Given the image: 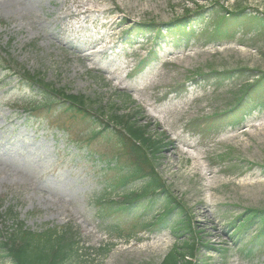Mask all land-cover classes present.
Segmentation results:
<instances>
[{"label": "rangeland", "instance_id": "374dc122", "mask_svg": "<svg viewBox=\"0 0 264 264\" xmlns=\"http://www.w3.org/2000/svg\"><path fill=\"white\" fill-rule=\"evenodd\" d=\"M213 7L264 15V0H0L4 208L13 206L34 231L73 225L93 264H159L172 249L187 251L184 243L193 242L186 230L172 232L177 212L169 216L167 229L142 228L155 219L165 196L154 210L145 211V198L130 210L105 215L97 200L108 183L125 175L132 160L121 154L115 134L103 130L101 118H84L64 99L54 100L39 118L30 116L42 89L28 77L40 74L66 94L86 97L95 112L90 117L104 116L112 106L119 114L138 111L134 120L162 145L155 168L198 232L196 264H264V248L249 259L242 251L248 233L234 234L243 213L264 209V108L253 109L237 127L223 128L217 118L264 73V30L246 28L234 41L212 43L207 34L214 23L203 21L196 31L204 35L182 41L181 47L163 31V24L187 10ZM150 21L152 27L142 25ZM153 51L155 62L135 74ZM226 71L235 75H217ZM94 131L99 134L92 136ZM175 142L174 155H166ZM132 186L138 189L140 182ZM6 216L0 222L10 229L14 220ZM114 225L139 239L109 233ZM257 230L254 223L250 233ZM104 247L109 248L106 257Z\"/></svg>", "mask_w": 264, "mask_h": 264}, {"label": "trees", "instance_id": "16d2710c", "mask_svg": "<svg viewBox=\"0 0 264 264\" xmlns=\"http://www.w3.org/2000/svg\"><path fill=\"white\" fill-rule=\"evenodd\" d=\"M201 8L199 11L185 16L180 19L169 21L165 24L166 33L172 36V44L175 47H181L182 41H190V36H186L187 24L191 21V16L196 19H206L214 27L207 34L209 41L214 43H222L224 41H231L235 38V33L240 29H246L249 31L264 30V15L259 13H250L247 9L229 11L224 7L222 9L213 7L212 9ZM140 24H137V27ZM145 27H151L152 24ZM131 30L133 32L135 29ZM141 30V29H139ZM147 32V30H144ZM130 32V34H131ZM159 32H163L162 29ZM158 32V33H159ZM185 35V36H184ZM152 57L149 58V60ZM149 60H143L139 64L137 72L143 70L149 63ZM23 74V73H22ZM218 76L231 78L235 75L234 71H226L223 73H217ZM24 76V74H23ZM40 75L31 74L29 80L36 82V86L42 89L41 100L35 102L30 110L32 111L30 116H36L49 111L54 106L55 95L63 96L68 103L69 108L72 111L82 113L84 118H89L92 122H97L99 118L90 117L93 113L89 111L88 100L82 95H69L63 91H57L55 87H52L49 83L44 82ZM264 73H261L257 80L250 83L245 89L244 98H237L236 102L230 107L229 110L219 113L217 118L220 119L219 123L225 124V127H237L244 120L253 109L260 110L264 108V97H261L263 85H264ZM263 83V85H262ZM52 97V98H51ZM126 101L130 100L128 98ZM101 108V107H100ZM99 108V109H100ZM136 111L135 113H137ZM130 115L119 114V111L115 106L110 108V111L104 115L108 123L104 127L105 131H111L115 134L121 146V154L124 157H128L132 160V164L129 162L128 168L124 171L122 178L116 183H108L105 186L102 195L98 198L97 203L101 204L102 211L105 215H109L111 212H124L134 207L139 200L148 198L147 207L145 211L154 210L156 203L160 198H163L165 203L163 209L156 210L158 213L154 220H150L143 225V229L146 231H161L167 229L169 226L168 219L171 214L177 212L174 225L172 226L173 233H179V231L186 230L188 233L193 234V242H185L184 248L187 251L179 252V248L172 249L162 259L159 264H196L195 256L198 244V232L192 228V222L188 217L184 206L180 201H177L172 192L168 189V186L158 170L155 168V156L159 150L162 149V145H159L155 137H151L146 130V126H140L134 120V114ZM233 117L230 119V117ZM103 117V116H102ZM201 121V120H197ZM196 123V122H194ZM201 123H196L197 126H201ZM113 128H110L111 126ZM196 127V126H195ZM219 131V130H218ZM100 132V131H99ZM99 132H92V136H96ZM121 154L115 155L113 159L114 164H119L121 160ZM112 164V162H111ZM111 164L105 167L104 170L111 168ZM116 167V166H115ZM141 181L139 190H130L129 186L134 181ZM113 189H115L113 191ZM113 191V193H112ZM118 191V192H116ZM117 195H122L123 198L119 201H115ZM159 198V199H158ZM4 200H0V218H5L8 215L14 222L10 229L7 226H2L0 222V256L4 260L3 264H93L89 262L90 253L84 252V246L81 245L77 235L75 227L73 225H67L61 228L49 227L41 231H34L18 219V214L15 212V208L11 205L4 208ZM136 206V205H135ZM104 207V208H103ZM7 217V216H6ZM254 223L258 224V230L255 233H250ZM234 234H247L249 236L248 245L242 251L247 258H251L256 249L264 248V209H249L243 213L242 220L239 224L234 223ZM171 227V226H170ZM6 232V236H5ZM120 239L130 241L132 239H139L134 234L123 235L120 226H112L109 233H114ZM227 250V249H226ZM224 251V253L226 252ZM109 252V248L102 249V257H106ZM226 257V253L224 254ZM95 264V263H94Z\"/></svg>", "mask_w": 264, "mask_h": 264}, {"label": "bare ground", "instance_id": "6f19581e", "mask_svg": "<svg viewBox=\"0 0 264 264\" xmlns=\"http://www.w3.org/2000/svg\"><path fill=\"white\" fill-rule=\"evenodd\" d=\"M169 150H170L171 153H168L166 155L173 156L175 151L177 150L176 142L169 146ZM171 162L174 163L173 161H171Z\"/></svg>", "mask_w": 264, "mask_h": 264}]
</instances>
